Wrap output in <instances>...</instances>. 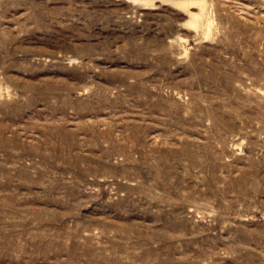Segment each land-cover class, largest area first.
Listing matches in <instances>:
<instances>
[{
  "label": "rangeland",
  "instance_id": "374dc122",
  "mask_svg": "<svg viewBox=\"0 0 264 264\" xmlns=\"http://www.w3.org/2000/svg\"><path fill=\"white\" fill-rule=\"evenodd\" d=\"M0 264H264V0H0Z\"/></svg>",
  "mask_w": 264,
  "mask_h": 264
}]
</instances>
